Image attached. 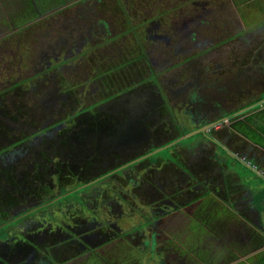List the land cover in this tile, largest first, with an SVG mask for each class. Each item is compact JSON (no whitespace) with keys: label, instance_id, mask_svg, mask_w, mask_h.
<instances>
[{"label":"flooded vegetation","instance_id":"1","mask_svg":"<svg viewBox=\"0 0 264 264\" xmlns=\"http://www.w3.org/2000/svg\"><path fill=\"white\" fill-rule=\"evenodd\" d=\"M31 1L26 8L30 14L22 16V9L19 24L15 18L0 33V72L7 73L0 80V138L15 140L0 147V191L7 195L15 184L25 188L23 173L6 180L5 166L16 154L20 160H12L15 170L27 168L29 176L44 175L40 181L52 192L39 195L37 201L17 200L7 221L13 224L30 214L31 220L44 217L38 221L46 227L44 241L38 243L43 240L38 233L34 243L47 256L62 259L85 249L97 255L109 249L111 241L101 240L105 229L117 226L111 211L103 210L112 198L118 202L122 198L124 206L145 207L144 216L128 206L116 210L119 221L133 223L117 228L140 234L141 239L153 238L158 249L167 248V237L172 239L178 227L172 229L169 223L181 213L187 217L184 224L198 222L204 230H217L206 220L210 202L217 197L209 189L212 179L202 169L198 180L191 182L179 174L183 170L176 160L187 153L196 155L200 148L205 151L203 145L206 149L212 144L205 135L212 130L226 145V114L234 117L243 102L254 100L252 86L264 76L260 74L264 57L258 59L259 49L264 50L261 41L252 40L246 50L230 45L241 39L238 30L233 36L211 39L212 29L219 28L212 21L220 5L210 7L209 2V7L200 2L202 9L191 13L184 7L197 5L194 0L172 2L166 8L164 0H107L103 8L101 0ZM118 1L122 12L116 8ZM181 120L192 127L183 134L195 131L200 144L162 155L160 147L181 137L176 131ZM148 155L156 161L149 162ZM193 158L183 163L190 165ZM51 176L58 179L55 187ZM96 182L102 185L93 186ZM75 186L78 190L71 195ZM222 197L227 199L225 193ZM15 206L22 210L17 213ZM89 208L104 214L98 226L86 221ZM44 215L55 219L58 232L52 233ZM80 215L84 222L77 221ZM4 234L8 238L1 240V264H28L35 257L36 245L28 235L21 234L13 247L9 243L13 236ZM238 240L230 241L229 250L236 249Z\"/></svg>","mask_w":264,"mask_h":264},{"label":"rangeland","instance_id":"2","mask_svg":"<svg viewBox=\"0 0 264 264\" xmlns=\"http://www.w3.org/2000/svg\"><path fill=\"white\" fill-rule=\"evenodd\" d=\"M0 2V33L5 30V26L7 25V22H10L11 20L15 19L14 22L16 24H19V22L22 19H18L19 13L22 11V16H26L27 14H30L26 8L28 5H31V0H1ZM53 1H60V0H44V3H53ZM66 1V0H65ZM64 1V2H65ZM79 0H67L66 3H74ZM87 1V0H84ZM107 0H101L99 2L100 8H103L107 3ZM114 1V0H113ZM156 0H153L155 2ZM184 1L189 2L190 0H164L162 6L166 8L170 3H183ZM196 1L195 3H198L197 5L194 6H185L184 9L190 11L191 13L194 11L193 9L196 8L195 11H200L201 8V3H205L207 7L211 6H217L220 5L216 11L217 14L215 15L214 19L212 22L213 24L216 23L219 25V28L217 29H212L213 34L211 35V39L216 38L217 36L220 38H223L224 36H233L237 31L241 39H236L234 41L230 42V45H238L239 47H243V50H246L248 48V44L252 42V40L255 41H261V44L263 45L262 48H264V35L261 37L257 34V28L255 29L256 25L258 27L259 21L261 20V16L263 17L262 13L258 14L255 9H237V4L242 2V0H194ZM201 2V3H200ZM209 2V5L208 3ZM237 4H235V3ZM200 3V4H199ZM218 3V4H217ZM245 3V2H244ZM254 3H257V0L254 1ZM116 8L119 12H122V5L118 1L116 4ZM25 9V10H24ZM188 11H184V13H189ZM240 13V14H239ZM217 18V19H216ZM127 21V20H125ZM125 25V24H124ZM262 26V25H261ZM2 27V29H1ZM114 27V26H113ZM112 27V28H113ZM117 27V26H115ZM4 28V29H3ZM10 28V27H7ZM264 28V27H263ZM6 31V30H5ZM249 37H252L249 39ZM210 39V37L208 36ZM257 43V45H259ZM137 50L139 51L140 48L138 47ZM263 50V49H262ZM264 57V51L261 52V49H259V54H258V59H261ZM262 64V63H261ZM166 66V65H165ZM4 70L3 68H1ZM260 74H263L261 72ZM7 77V73L3 71V73L0 72V80L3 78ZM263 77H261L259 80V84L255 86H252V89L254 92L257 94L258 91H261L264 88V81ZM110 82V81H107ZM118 87L115 84V88ZM181 127H178L180 126ZM180 125H176V131L179 135H181L180 138H177L176 141L172 142L170 145L167 147L164 146L163 148L160 147L159 152L162 153V155H166L171 149L172 150H179L181 147H192L193 145L200 144V137L198 133L190 134L187 132L185 137H182V134L184 131H188L191 128L187 126V123H183L181 120ZM230 128L232 125L229 126ZM233 133H235L233 131ZM16 135L19 136L18 130L15 132ZM12 135V134H9ZM184 135V134H183ZM205 141H212V144H207V147L204 150L202 148L199 149V152L196 155H190V154H185V158L188 160L195 159V161H191L190 165H186L183 162L186 160L182 155L179 156V158L176 160L177 165L179 166L180 169L183 171H179V174L183 175L184 177H189V180L191 182L198 180L199 175L202 173V169L204 170V173L206 177H210L212 179L213 185L209 187L211 190V193L214 195H217V197L221 200L222 193L226 194L227 201H224L225 203H221L219 201H211L210 202V211L208 214V218L206 220L208 221L210 228L212 229H217V230H212L211 229H206L204 230L202 227L197 226L198 222H190V226L188 224H184V221L187 219L183 213H181V216L174 217L172 219V222L169 223L170 227L174 229L175 225L178 226L175 229V233L172 235V239L167 237V242L165 243V248L164 250L159 246L160 249L156 248L154 244V240L151 237H146L144 239L139 238L138 236L140 234H134L135 232H126L125 228L120 232V230L123 227H126V225H132L133 223H123L117 219L114 215L116 210L121 208V210L128 209V207H132V209H139L140 213L138 216H144L147 214L145 211V207H142L140 205H135L133 203L127 204L124 206L122 204L123 199L121 198L118 202V199H113L112 202H110V207L103 208L104 211H111V214L113 215V222L117 225L115 228H107L104 230L103 234L105 236V239L101 240L102 242H105V240L111 241L109 243V249L105 250L104 254L97 255L95 252H91L88 249H85L87 252L79 255H71L70 258L68 259H62L61 257H54L53 255L47 256V254L44 253L43 247L40 246L38 243H42L44 241V236L45 233L43 234V231H45L46 227L39 225L38 221H40L41 217L31 220L32 214L26 215L25 217L23 216L22 218H19V220L15 219L13 220L15 223H9L7 220L11 219L13 216V209L14 205L18 202L17 200H32L37 201L36 198L39 197V195H45L48 193H51L52 191L48 190L47 188L44 187L42 182L40 181L42 178L39 177H45L44 175H38L32 174L29 176V173L27 172V168L24 170L20 168L18 170H15L16 166L13 164L15 161L20 160L19 156L16 154L11 155V160L8 162V166H5L7 169L4 170L5 175H9V177L6 179L8 182H11L13 179H16L18 175H22L25 177L24 179L21 180V182L25 183L24 189L19 188L17 184L12 185L11 187V192H9L7 195L3 194L0 191V227H3L4 230L0 233V251L2 252V245L5 242V240L8 238L4 232L7 231L10 233L12 237V240L14 241L16 238H18L21 234H26L28 235L27 240L29 241L28 238H30L31 242L33 245H36V247L33 248V252L35 253V257L31 259V261L28 264H248L246 262H240V263H235L234 261V251L229 250L232 241L235 244L236 239L241 238V232H245L244 229L246 227H242L241 221H237L236 218L231 217V212L230 210L228 211V208L225 205L231 206L233 205L232 203V194H236L238 191L237 189H247L249 188L250 184L254 187L251 189L253 191L255 190H263L262 192H257L258 194L264 193V178L261 176H258L252 168L247 165H244L242 162L247 164L245 161L238 162L237 159L235 158L234 155L230 154L232 153L229 145H221L219 141V135L218 133L214 132L212 130L210 133H207L205 135ZM217 141V142H216ZM15 140H13V137L11 136H3V138H0V147H3L7 144H13ZM203 144V143H202ZM23 145L24 144H19L18 148L20 150H23ZM152 146H149L151 148ZM203 152V153H202ZM154 154V153H153ZM175 156V155H174ZM149 162L156 161L155 157L149 156ZM12 160L14 162H12ZM183 165L184 167H188L185 170L180 166ZM12 169V170H11ZM15 171L14 174H12V171ZM104 171V170H103ZM178 174V177L180 179V176ZM36 175V176H33ZM31 177V178H28ZM102 177V176H100ZM38 178V179H34ZM59 178V177H58ZM98 178V177H97ZM96 178V179H97ZM34 179V180H33ZM45 179V178H44ZM51 184L53 187H55L56 182V176L49 177ZM61 179V178H59ZM66 184L68 185V182L66 179ZM83 181V180H82ZM79 181V182H82ZM77 182V183H79ZM86 183V182H84ZM71 184V183H70ZM205 184H207V181H205ZM217 184L218 187L215 185ZM101 182H96L94 183L93 186H101ZM215 189L217 190H214ZM207 188V185L205 186ZM205 188L202 189L204 193ZM19 190V192H17ZM76 190H78V187L75 186L74 189H71L72 194L74 195L76 193ZM75 193H74V192ZM200 193V192H199ZM64 194V193H63ZM258 194V195H259ZM65 195V194H64ZM63 195V196H64ZM228 195H231L229 197ZM105 198V197H104ZM109 197L106 196V199ZM212 198V196H211ZM58 199V198H57ZM212 200H216V197H213ZM23 204H26V202H21ZM108 205V206H109ZM56 206V205H55ZM16 212L18 213L20 210H22V207H17ZM53 209V208H52ZM131 210V209H130ZM136 210V211H139ZM89 212H91L90 216L87 217L86 221L89 220L92 224L98 226L100 224V219L103 215L100 214V212H96L95 209L89 208ZM47 214V213H46ZM136 215V214H135ZM45 216L46 222H49L50 224L48 225L49 227L52 228V233L58 232V227H56V222L55 219H49L50 217ZM81 215L78 216L76 219L77 221H82V218L80 219ZM185 217V218H184ZM62 220L66 221L64 217H62ZM132 220V218H130ZM79 221V222H80ZM146 221V220H144ZM218 221V223H217ZM29 222V225L27 227H24V224ZM58 222V220H57ZM84 222V221H82ZM221 222V224H220ZM239 222V224H237ZM44 223V221H43ZM179 223V224H178ZM126 224V225H125ZM178 224V225H177ZM197 226V227H196ZM119 227V228H117ZM260 227L262 228V237L264 238V217L260 218ZM45 228V229H44ZM57 228V229H56ZM202 230V231H201ZM210 231V232H209ZM239 233V236L237 234ZM3 233V234H2ZM40 234L43 237V240H41L38 243H34L36 239V235ZM68 233V231H66ZM113 233V234H112ZM112 234V240L111 237H109ZM165 235H168L169 232L167 231L164 233ZM73 235V234H71ZM137 235V237H135ZM58 236V239L61 241ZM42 239V238H41ZM2 240V242H1ZM165 240V241H166ZM63 241L67 242V238H64ZM239 244L242 243L241 239L239 240ZM11 245L15 247V241L11 242ZM15 243V244H14ZM42 245H47L46 243ZM60 248L63 249L64 244L62 241L60 242ZM173 245V246H172ZM8 247L9 245H5ZM172 246V249H171ZM69 249V247H66ZM89 253V254H88ZM65 257V256H64ZM24 258V257H23ZM263 260L264 258L261 257ZM234 263H231V262Z\"/></svg>","mask_w":264,"mask_h":264},{"label":"crops","instance_id":"3","mask_svg":"<svg viewBox=\"0 0 264 264\" xmlns=\"http://www.w3.org/2000/svg\"><path fill=\"white\" fill-rule=\"evenodd\" d=\"M254 1L242 0L239 4L233 3L237 4L236 10L254 8L259 16L262 13L263 17L261 16L259 21L261 24L255 27L258 30L257 34L262 37L264 35V0H257V3H254ZM260 101H263L262 105L259 104ZM232 115L226 114L224 120L228 125L227 134L225 138L223 137L224 142L236 150V156L233 152H230V154L234 155L238 162L241 161L240 159L245 161L247 164L241 162L248 167L251 164V170L256 174H258V170H261L264 174V88L257 92L254 100L243 102L235 116ZM230 125H232L231 128ZM233 131L235 134H232ZM258 176L264 178L261 174H258ZM251 184L247 189H237L238 192L231 199L233 205L225 206L228 211L230 210L231 217L238 219V221H241L242 227H246L245 232L240 231L242 243L239 244V239L236 249L233 250L235 263L264 264V260L261 258H264V238L261 235L262 228L260 227V218L264 217V193H258V195L256 191L262 192L263 190L253 191L251 188L254 186ZM221 200L216 197V201L222 203L227 201L224 198ZM237 236L239 235L237 234Z\"/></svg>","mask_w":264,"mask_h":264},{"label":"built area","instance_id":"4","mask_svg":"<svg viewBox=\"0 0 264 264\" xmlns=\"http://www.w3.org/2000/svg\"><path fill=\"white\" fill-rule=\"evenodd\" d=\"M262 102H263V101H260V102H259V104H260V105H262ZM249 164H250V162H249ZM250 166H251V164H250ZM252 166H253V168H255V166H254V165H252ZM257 173H258V174H261V175H263V176H264V174L262 173V171H261V170H258V171H257Z\"/></svg>","mask_w":264,"mask_h":264},{"label":"trees","instance_id":"5","mask_svg":"<svg viewBox=\"0 0 264 264\" xmlns=\"http://www.w3.org/2000/svg\"><path fill=\"white\" fill-rule=\"evenodd\" d=\"M2 230H4L3 227L0 228V233L2 232ZM2 234H3V233H2ZM1 263H2V262L0 261V264H1Z\"/></svg>","mask_w":264,"mask_h":264},{"label":"water","instance_id":"6","mask_svg":"<svg viewBox=\"0 0 264 264\" xmlns=\"http://www.w3.org/2000/svg\"><path fill=\"white\" fill-rule=\"evenodd\" d=\"M261 72H264V71H261ZM194 132H195V131H194ZM192 133H193V132H190L189 135L192 134ZM185 136H186V135H183V137H185Z\"/></svg>","mask_w":264,"mask_h":264}]
</instances>
